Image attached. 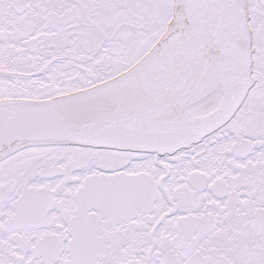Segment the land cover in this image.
<instances>
[{"label": "snow or ice", "instance_id": "1", "mask_svg": "<svg viewBox=\"0 0 264 264\" xmlns=\"http://www.w3.org/2000/svg\"><path fill=\"white\" fill-rule=\"evenodd\" d=\"M0 264H264V0H0Z\"/></svg>", "mask_w": 264, "mask_h": 264}]
</instances>
